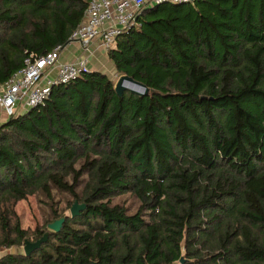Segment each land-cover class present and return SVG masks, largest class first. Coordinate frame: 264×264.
I'll return each mask as SVG.
<instances>
[{
	"label": "trees",
	"instance_id": "16d2710c",
	"mask_svg": "<svg viewBox=\"0 0 264 264\" xmlns=\"http://www.w3.org/2000/svg\"><path fill=\"white\" fill-rule=\"evenodd\" d=\"M89 1L0 0V85ZM105 57L147 93L82 72L0 124V252L47 233L0 264H264V0L145 8ZM53 192L84 208L21 229L13 206Z\"/></svg>",
	"mask_w": 264,
	"mask_h": 264
},
{
	"label": "built area",
	"instance_id": "2783aa9c",
	"mask_svg": "<svg viewBox=\"0 0 264 264\" xmlns=\"http://www.w3.org/2000/svg\"><path fill=\"white\" fill-rule=\"evenodd\" d=\"M192 1L90 0L81 23L71 32L67 44L76 43L87 57L93 45L106 52L114 47L118 36L134 26L143 9L162 4H190ZM61 50L56 46L42 56L24 53L21 68L0 85L2 118L14 117L25 109L42 105L51 87L66 84L82 72H91L85 56L74 62H60Z\"/></svg>",
	"mask_w": 264,
	"mask_h": 264
},
{
	"label": "rangeland",
	"instance_id": "374dc122",
	"mask_svg": "<svg viewBox=\"0 0 264 264\" xmlns=\"http://www.w3.org/2000/svg\"><path fill=\"white\" fill-rule=\"evenodd\" d=\"M105 54V52H104ZM90 59L91 72H98L104 74L112 83H115L118 76H116L112 65L106 57ZM27 109H25L26 111ZM7 118H2L0 114V124L6 121ZM70 198L67 195L52 193V201L44 199L41 195H34L27 197L26 200L19 201L13 206V213L17 217L19 226L23 230L32 231L34 228H41L46 222L50 220L49 207L52 206L57 212L67 215L69 217L67 202ZM114 203H122L127 209V213L131 214L135 211L138 203L131 196L125 195L120 199L113 200ZM72 204V203H71ZM70 218V217H69ZM22 254V246L9 248L0 252V257L5 254Z\"/></svg>",
	"mask_w": 264,
	"mask_h": 264
},
{
	"label": "water",
	"instance_id": "95a60500",
	"mask_svg": "<svg viewBox=\"0 0 264 264\" xmlns=\"http://www.w3.org/2000/svg\"><path fill=\"white\" fill-rule=\"evenodd\" d=\"M113 91L116 94V96H118V97L121 96V94L124 91H127L130 94L141 97V96L145 95L148 90L143 85H141L137 82H134L129 77H127L125 75H121L115 81L114 86H113ZM150 93H153V91L150 90ZM83 208H84L83 205L77 204V202L74 201L71 204L69 211H68L69 217L73 218V217L77 216ZM62 221H63V218L55 220L52 223H49L46 226V229L50 232L56 233V232H58ZM46 237H47V233L45 232V233H43V235L39 239H37L36 241H34L32 243L27 242V241H23L22 254L26 257L29 256V254L31 252L38 249L40 244L46 240ZM179 263L180 264L182 263V258L179 259Z\"/></svg>",
	"mask_w": 264,
	"mask_h": 264
},
{
	"label": "crops",
	"instance_id": "0c3cea01",
	"mask_svg": "<svg viewBox=\"0 0 264 264\" xmlns=\"http://www.w3.org/2000/svg\"><path fill=\"white\" fill-rule=\"evenodd\" d=\"M91 54L87 57L86 53H83L79 46L76 43H70L65 45L59 55V61L60 62H74L77 61L84 56L87 58V66L90 69L91 63L90 59H96L101 57H105V54L100 49L95 48V45H93L90 48ZM99 59V61H100ZM91 70V69H90ZM2 117V116H1Z\"/></svg>",
	"mask_w": 264,
	"mask_h": 264
}]
</instances>
